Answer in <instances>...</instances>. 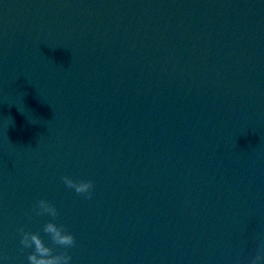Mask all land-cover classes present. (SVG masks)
I'll use <instances>...</instances> for the list:
<instances>
[{
	"label": "water",
	"instance_id": "obj_1",
	"mask_svg": "<svg viewBox=\"0 0 264 264\" xmlns=\"http://www.w3.org/2000/svg\"><path fill=\"white\" fill-rule=\"evenodd\" d=\"M21 228L70 264H250L264 0H0V264H29Z\"/></svg>",
	"mask_w": 264,
	"mask_h": 264
},
{
	"label": "clouds",
	"instance_id": "obj_2",
	"mask_svg": "<svg viewBox=\"0 0 264 264\" xmlns=\"http://www.w3.org/2000/svg\"><path fill=\"white\" fill-rule=\"evenodd\" d=\"M66 187L74 189L78 194H86V198L91 199L93 181L81 180L75 181L69 176L62 177ZM36 216L47 214L52 219L44 224L43 231L48 234L52 243L62 248H70L75 246L74 236L68 232L63 224H57L54 221L59 213L57 208L45 199H40L32 209ZM20 244L25 248H32L33 251L28 254L29 264H70L72 257L66 252L54 254V249L46 246L44 240L38 233L26 232L23 228ZM250 264H264V242L261 243L256 251V255L251 259Z\"/></svg>",
	"mask_w": 264,
	"mask_h": 264
}]
</instances>
